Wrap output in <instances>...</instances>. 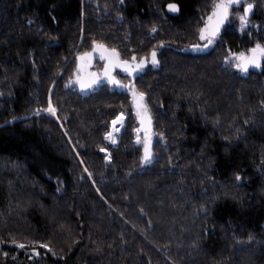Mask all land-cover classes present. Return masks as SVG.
<instances>
[{"label":"trees","instance_id":"1","mask_svg":"<svg viewBox=\"0 0 264 264\" xmlns=\"http://www.w3.org/2000/svg\"><path fill=\"white\" fill-rule=\"evenodd\" d=\"M246 3L250 28L194 55L213 0H0V264H264V72L225 60L264 45V0ZM93 41L159 52L134 83L148 165L128 94L73 86Z\"/></svg>","mask_w":264,"mask_h":264},{"label":"snow or ice","instance_id":"2","mask_svg":"<svg viewBox=\"0 0 264 264\" xmlns=\"http://www.w3.org/2000/svg\"><path fill=\"white\" fill-rule=\"evenodd\" d=\"M243 0H213V5L210 14L207 17V21L202 28L199 29L200 39L207 40L208 44H212L215 38L219 35L220 29L225 23L229 20V12L233 5H239ZM254 5L251 3H246L244 5L243 14L239 16L241 29L246 27L249 23L248 15L251 13ZM168 8L172 11H178V6L174 3H170ZM155 31V28L152 29ZM94 52L100 54V58L106 60V64L103 69V76L108 80L109 83L122 86L127 88L132 93L133 102L137 111V116L140 119L141 127L144 131V155L141 158L145 163H148L152 159V150H151V116L149 114L148 106L144 102L145 93L137 91L135 85L131 82L128 85H122L115 76L112 75L113 68L121 67L129 75H133L136 71L141 70L146 63L145 59L141 58L140 61L136 62V57H132V61L122 60L119 56V53L115 49L107 48L102 42L93 41V49L91 52H84L78 56L80 63L78 64V73L76 76L77 82L80 84L82 89L90 88L93 85H96L101 82V78L96 73L85 72V69L90 65L92 56ZM152 63L155 65L158 63L156 60V52H152ZM231 57L235 59V67L240 69L243 72H247L250 66L260 67L261 61H264V45L257 43L254 47L248 49L247 52H232ZM226 61H229V57H225ZM80 73H84L81 75ZM71 82V81H70ZM48 112L55 115V108L49 103ZM123 114L118 115L113 120V131H119L115 127L117 121L122 123ZM141 129H136L137 132H140ZM106 138L111 140L112 143H116L115 137L112 133H106ZM137 141H140V137H137ZM106 151V149H102ZM236 179L239 180L240 176L237 174ZM251 239V237H249ZM21 248L24 247L23 244L19 245ZM43 247L47 248L48 245L45 244ZM35 251V249H33Z\"/></svg>","mask_w":264,"mask_h":264},{"label":"flooded vegetation","instance_id":"3","mask_svg":"<svg viewBox=\"0 0 264 264\" xmlns=\"http://www.w3.org/2000/svg\"><path fill=\"white\" fill-rule=\"evenodd\" d=\"M243 1H244V0H243ZM242 3H243V2H242ZM242 3H241V4H242ZM241 4H239V5H241ZM168 5H169V4H168ZM168 5H166V7H165V14H164V16H166L167 18H168V17H176V16H178L179 13H178V15H176V16H173V15L168 14V12H167V6H168ZM239 5H236L235 7H232V8L230 9L229 18H230V14H231V12H232V9H233V8H238ZM240 8H241V7H240ZM242 10L244 11V7H243ZM251 14H252V13H249V15H248V21H250ZM228 21H229V20H228ZM228 21H227L226 26L229 24ZM226 26H225V27H226ZM224 29H225V28H224ZM221 34H222V33H221ZM221 34H220V35H221ZM220 35L214 40V42H213L212 44H208L207 40L202 41V40L200 39V33H199L198 38H199V42H200V44H198V45H196V46H197L198 48H205V47H206V48H208V50H209V49L212 48V47L214 46V44L217 42V40H218V38L220 37ZM254 46H255V45H254ZM254 46H253V47H254ZM107 48H108V47H107ZM92 49H93V46H92L91 49L88 50L87 52H91ZM109 49H110V48H109ZM208 50H207V51H208ZM153 51H155V50H151V51H149L148 53H143L139 58H137L136 55H131L130 57H128V56H127V53H125V54H123V55L119 53V56H120V58H121L122 60H128L129 62H131V61H132V57L135 56V57H136V62H137V63L140 61L141 58L145 59V61H146V63H147V62L151 59V56H152L151 54H152ZM155 52H156V59H157L158 64H159V52H158V51H155ZM80 54H81V53H79V54H77V55L75 56V70L77 71V73H78V68H77V66H78V64L80 63V61L78 60V56H79ZM196 55H197V54H196ZM231 58H232V57H231ZM233 59H234V58H233ZM262 62H263V61H261V63H262ZM105 64H106V60L101 59V58H100V54H99L98 52H94V53H93V56H92L91 63H90V65H88V67L85 69V72L96 73V74H98V75L100 76V78L102 79V78H103V69H104ZM260 66H261V65H260ZM158 69H159V68H158ZM151 70H153V71H157V70L153 69V67H152L151 65H146V66H145V70H144V74H142V75H136V78H135V81H134V82H131V77H130V76L125 75L122 71H120V70L117 69V68H114V70L112 71V75L115 76L116 79L119 80V81L121 82L122 85H128L130 82H131L132 84H134V83L137 81V79H139L140 77H143V76L147 75L148 73H150ZM259 70H260V68H259ZM139 71H140V70L136 71V73H138ZM250 71H252V70H248L247 73H249ZM254 72H258V71H254ZM80 74L83 75L84 73H80ZM74 80H76V78H75ZM76 81H77V80H76ZM78 84H79V83L77 82V85H76L75 88L78 87ZM102 88H106V89H108L110 92H115V93H118V94H119V93L128 94V96L130 97V99H131V101H132V105L134 106V102H133V98H132V93H131V91H129L128 89H126L125 92H123V91H118L117 89H115V88L111 87L110 85L106 84V85H102V86H100V87L93 86L91 93H92L93 91L97 90V89H102ZM135 111H136V109H135ZM136 120H137V124H138V129H141L140 132H137V135L140 137V140H144V131H143V128L141 127L140 119H139V117L137 116V111H136ZM138 121H139V122H138ZM151 132H152V138H151V141L153 142V141H154L153 128H152ZM139 142H140V141H139Z\"/></svg>","mask_w":264,"mask_h":264},{"label":"water","instance_id":"4","mask_svg":"<svg viewBox=\"0 0 264 264\" xmlns=\"http://www.w3.org/2000/svg\"><path fill=\"white\" fill-rule=\"evenodd\" d=\"M235 6H236V5H233L232 7H235ZM178 9H179V7H178ZM167 12H168V14H170V15L176 16V15H178L179 10H178V11H172V10H170V9L168 8V6H167ZM229 13H230V12H229ZM206 21H207V20H206ZM226 24H227V22L225 23L224 26L221 27L220 32H219V35L223 32V30H224ZM219 35H218V36H219ZM218 36H217V37H218ZM217 37H216V38H217ZM216 38H215V39H216ZM201 40H202V39H201ZM202 41H204V40H202ZM207 50H208V48H206V47H205V48H198L197 46H194V47L191 48V53L194 54V55H196V54H203V53H205ZM156 60H157V59H156ZM146 65H151V66L153 67V69H155V70H158V68H159V64H158V63L155 64V65L152 63V56H151V59H150L147 63L144 64L143 68H142L138 73L135 72L133 75H129V74H128L123 68H121V67H116V68L119 69L120 71H122L125 75L130 76V77H131V82H134V81H135V78H136V75H142V74H144V70H145V66H146ZM259 68H260V67L250 66L248 70L259 71ZM113 70H114V68H113ZM113 70H112V71H113ZM247 72H248V71H247ZM247 72H243V71H242V75L246 76V75H247ZM106 84H108V85H110L111 87L117 89L118 91H123V92H125L126 89H127V88H125V87L117 86V85H114V84L109 83L108 80H107L104 76H103V78L101 79V82H100V83H98V84H96V85H93V86L100 87V86H102V85H106ZM93 86L90 87V88L82 89V88L80 87V84H78V87L76 88V90H77V92H78L81 96L86 97V96H89V95L91 94V91H92ZM133 107H134V109H136V108H135V105H134ZM138 122H139V121H138ZM151 130H152V123H151ZM151 144H152V141H151ZM143 155H144V152H143ZM143 162H144V161H143ZM148 163H149V162H148ZM148 163H145V162H144L145 165H148Z\"/></svg>","mask_w":264,"mask_h":264},{"label":"rangeland","instance_id":"5","mask_svg":"<svg viewBox=\"0 0 264 264\" xmlns=\"http://www.w3.org/2000/svg\"><path fill=\"white\" fill-rule=\"evenodd\" d=\"M244 1H243V3L241 4V5H239V8L241 7V11L240 12H235V13H232V15H233V17L230 19L229 18V23H233L234 22V25H233V29L235 30V31H237V32H240V33H242V32H244V31H246V29L248 28H250L249 26H250V24L248 23L247 25H246V27H244L243 29H241V24H240V19H239V16L240 15H242L243 14V7H244ZM231 15V14H230ZM198 44H200V43H198ZM254 45H252V46H250L249 48H247L246 50H243L244 52H247L248 51V49H250V48H252ZM77 54H79V53H77ZM76 54V55H77ZM75 59V58H74ZM227 64H230V66H231V68H233L236 72H238V73H241L242 74V71L240 70V69H238V68H236L235 67V63H236V61H235V59H233V58H230L229 59V61L228 62H226ZM258 72H264V61L261 63V66H260V70L258 71ZM74 79L76 78V76H77V71L74 69ZM73 79V86L74 87H76V85H77V81L76 80H74ZM49 108V107H48ZM47 115H50V116H53V117H55L56 115H53L52 113H50V112H48L47 110H46V112H45ZM125 121H126V116L125 115H123V117H122V123L120 122V121H117V123H116V125H115V127L116 128H118L119 129V131H113V120L111 121V123H110V132L109 133H112V135L115 137V140H117V138H118V136H119V134L123 131V129H124V126H125ZM155 138H157V137H155ZM105 140H106V142L107 143H109L111 146H113V147H115L116 146V143H112V141L111 140H109V139H107L106 137H105ZM140 142H141V144H143V140H140ZM143 146H144V144H143ZM102 153L103 154H105L106 155V159L107 160H110V155L108 154V152L107 151H102ZM31 253L33 252V251H30ZM29 253V252H28Z\"/></svg>","mask_w":264,"mask_h":264},{"label":"bare ground","instance_id":"6","mask_svg":"<svg viewBox=\"0 0 264 264\" xmlns=\"http://www.w3.org/2000/svg\"><path fill=\"white\" fill-rule=\"evenodd\" d=\"M119 128V127H118Z\"/></svg>","mask_w":264,"mask_h":264}]
</instances>
